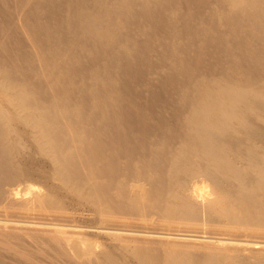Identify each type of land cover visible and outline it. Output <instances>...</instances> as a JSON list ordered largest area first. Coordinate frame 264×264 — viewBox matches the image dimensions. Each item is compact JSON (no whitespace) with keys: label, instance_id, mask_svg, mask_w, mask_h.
I'll return each mask as SVG.
<instances>
[{"label":"bare ground","instance_id":"1","mask_svg":"<svg viewBox=\"0 0 264 264\" xmlns=\"http://www.w3.org/2000/svg\"><path fill=\"white\" fill-rule=\"evenodd\" d=\"M0 264H264V0H0Z\"/></svg>","mask_w":264,"mask_h":264}]
</instances>
